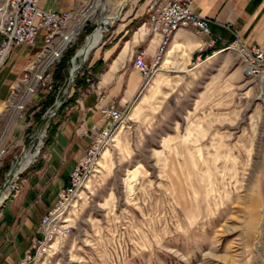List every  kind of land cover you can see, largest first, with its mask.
I'll return each mask as SVG.
<instances>
[{"label":"rangeland","instance_id":"1","mask_svg":"<svg viewBox=\"0 0 264 264\" xmlns=\"http://www.w3.org/2000/svg\"><path fill=\"white\" fill-rule=\"evenodd\" d=\"M131 1L102 0L105 8H98L67 51L65 66L57 65L63 82L55 91L40 92L20 110L15 107L24 86L0 99V195L7 194L0 202V264H17L57 199L66 158L51 156L52 141L54 121L72 99L73 86L59 93L68 86L71 58L103 17ZM5 2L0 0V14ZM120 23L107 25L83 67L99 46L114 42ZM184 29L195 44L172 43L123 121L113 126L74 201L70 236L38 264H264L261 76L246 73L237 51L205 48L204 36ZM58 93L63 103L57 114L43 118ZM97 119L102 122L84 131L93 134L88 147L111 125L100 111ZM25 151L37 153L15 176Z\"/></svg>","mask_w":264,"mask_h":264},{"label":"built area","instance_id":"2","mask_svg":"<svg viewBox=\"0 0 264 264\" xmlns=\"http://www.w3.org/2000/svg\"><path fill=\"white\" fill-rule=\"evenodd\" d=\"M91 1L85 6L58 10L41 7V0H6L0 14V70L14 47L22 45L33 47L37 44L39 37L43 41L36 59L25 70L23 78L13 89L14 93L20 91L21 85L25 88L15 109H24L26 104L40 92L51 93L56 90L58 83L63 82V78H58L57 65L62 62L67 51L78 44L82 32L89 27L98 8L100 6L102 9L105 8V4L94 7L96 0ZM191 3L192 0H152L150 2L147 19L141 26L147 33L159 37V45L151 62L146 60L145 50L137 51L133 57V67L143 77L141 89L149 83L151 76L159 69L179 29L191 27L204 36L205 48H212L216 44L217 39L212 36L210 26L212 19L195 12ZM92 33L86 35L82 46L86 44ZM226 49L237 51L248 75L262 76L264 73L262 45H248L236 36L223 50ZM78 51L79 49L71 58L72 67L69 77L65 80L68 86L60 89L59 93L62 90H64L63 93L67 92L70 86L74 87L81 76L85 77L88 83L93 82L94 76L90 66L83 67L87 58L84 61L80 60L79 66L73 70L75 59L77 58V62L80 59L77 57ZM59 93L55 101L56 106L50 104L43 118L50 120L57 114L63 103L58 99L61 97ZM126 108L120 109L113 102L100 106L102 118L108 120L111 125H107L100 134L93 137L91 146L86 149L70 172L68 183L61 186L57 192L54 205L41 217L37 231L31 237L28 247L17 264H38L44 257L55 254L70 236L74 201L95 169L103 148L109 142L113 126L125 118Z\"/></svg>","mask_w":264,"mask_h":264},{"label":"crops","instance_id":"3","mask_svg":"<svg viewBox=\"0 0 264 264\" xmlns=\"http://www.w3.org/2000/svg\"><path fill=\"white\" fill-rule=\"evenodd\" d=\"M77 1L41 0L40 5L48 9L70 10L75 8L73 6ZM149 1L137 6L136 2L141 0H132L131 5L127 3L123 7L114 42H109L106 47L99 46L88 64L93 72V82L88 83L85 77H79L71 89L72 99L65 103L60 117L54 121L57 126L52 141L55 153H51V156L55 159L66 158L58 176L59 187L68 183L70 172L88 147L93 134L85 135L84 131L102 122L97 119L100 106L113 102L121 108L128 107L141 90L143 77L133 67V57L137 51L145 50L146 60L151 62L159 45V37L147 33L141 26L148 16ZM191 7L195 12L212 19V36L217 41L210 50L223 51L236 36L248 45L259 44L264 47V0H192ZM194 42L190 38V31L183 28L175 33L169 48L172 43L190 46ZM42 45V38L39 37L33 47L22 45L13 48L0 72V99L12 94ZM194 51L196 48L192 53H196ZM57 148H61V153ZM29 243L30 239L19 260Z\"/></svg>","mask_w":264,"mask_h":264},{"label":"bare ground","instance_id":"4","mask_svg":"<svg viewBox=\"0 0 264 264\" xmlns=\"http://www.w3.org/2000/svg\"><path fill=\"white\" fill-rule=\"evenodd\" d=\"M102 3L103 2L101 0H96L94 3V7L102 5ZM123 7H124V2L121 3L119 9L115 12V14L113 16H105L101 19L100 23L98 24V27L93 31L91 36L88 38V41L86 42V44L84 46H82L78 51L77 57L80 58L81 61H84L88 57L89 53L99 45L102 38L104 37L103 35H104V31L107 29V25L112 24L115 19H118L121 16V12H122ZM79 62H77V58H76L74 61L75 64H74L73 70H75L79 66V64H80ZM246 73L248 74L247 71H246ZM261 83H262V98H264V73L261 76ZM36 153L26 152L22 156L20 161H18L17 164H15V167L13 168V172L15 173L14 174L15 176L20 171L27 168L32 163L33 157L35 156ZM6 198H7V194L4 191H2L1 195H0V202L4 201Z\"/></svg>","mask_w":264,"mask_h":264},{"label":"trees","instance_id":"5","mask_svg":"<svg viewBox=\"0 0 264 264\" xmlns=\"http://www.w3.org/2000/svg\"><path fill=\"white\" fill-rule=\"evenodd\" d=\"M64 61L66 62L67 60H65V59H64V60L62 61V64H64V66H65V63H64ZM57 75H58V74H57Z\"/></svg>","mask_w":264,"mask_h":264}]
</instances>
